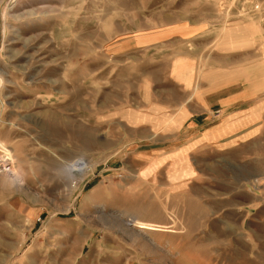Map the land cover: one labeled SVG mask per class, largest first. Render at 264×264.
I'll list each match as a JSON object with an SVG mask.
<instances>
[{
    "label": "rangeland",
    "instance_id": "obj_1",
    "mask_svg": "<svg viewBox=\"0 0 264 264\" xmlns=\"http://www.w3.org/2000/svg\"><path fill=\"white\" fill-rule=\"evenodd\" d=\"M260 12L264 0H0V264H264V209L196 214L193 185L141 182L112 148L122 136L93 119L135 97L149 67L145 53L109 56L112 42Z\"/></svg>",
    "mask_w": 264,
    "mask_h": 264
},
{
    "label": "crops",
    "instance_id": "obj_2",
    "mask_svg": "<svg viewBox=\"0 0 264 264\" xmlns=\"http://www.w3.org/2000/svg\"><path fill=\"white\" fill-rule=\"evenodd\" d=\"M254 17L260 19L245 17L222 31L201 21L169 23L107 50L113 58L145 53L139 63L149 67L135 97L94 111L95 127L122 136L112 148L130 151L145 171L141 182L163 183L175 194L193 185L196 214L264 209V13ZM208 164L207 179L201 170ZM207 198L211 206L203 208Z\"/></svg>",
    "mask_w": 264,
    "mask_h": 264
},
{
    "label": "built area",
    "instance_id": "obj_3",
    "mask_svg": "<svg viewBox=\"0 0 264 264\" xmlns=\"http://www.w3.org/2000/svg\"><path fill=\"white\" fill-rule=\"evenodd\" d=\"M220 115V112L215 113V117H218Z\"/></svg>",
    "mask_w": 264,
    "mask_h": 264
}]
</instances>
